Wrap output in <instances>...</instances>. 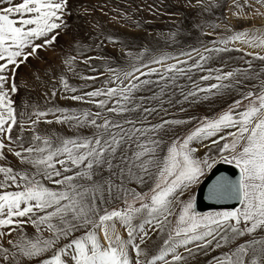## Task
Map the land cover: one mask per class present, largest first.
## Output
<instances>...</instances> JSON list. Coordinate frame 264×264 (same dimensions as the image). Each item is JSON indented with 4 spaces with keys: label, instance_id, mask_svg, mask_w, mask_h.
<instances>
[{
    "label": "snow or ice",
    "instance_id": "6c2138e0",
    "mask_svg": "<svg viewBox=\"0 0 264 264\" xmlns=\"http://www.w3.org/2000/svg\"><path fill=\"white\" fill-rule=\"evenodd\" d=\"M0 264H264V0H0Z\"/></svg>",
    "mask_w": 264,
    "mask_h": 264
},
{
    "label": "rangeland",
    "instance_id": "374dc122",
    "mask_svg": "<svg viewBox=\"0 0 264 264\" xmlns=\"http://www.w3.org/2000/svg\"><path fill=\"white\" fill-rule=\"evenodd\" d=\"M91 2L95 3L96 0H91ZM136 2L140 3L141 0H136ZM147 2L151 4L152 0H147ZM126 3H127V0H109V7L110 8L111 7H124L126 6ZM142 15L147 19H151V16L147 11L143 12ZM171 23H172V20H170L167 16H164L162 19L155 20L153 23V27L150 28L148 31L153 34V37L159 38L158 34L161 32H167L168 28L166 27V24H171ZM112 27H114L115 29L121 32L128 33L130 35V38H135L137 36L143 35V30L141 29H135L132 27L121 28L119 25H113Z\"/></svg>",
    "mask_w": 264,
    "mask_h": 264
},
{
    "label": "water",
    "instance_id": "95a60500",
    "mask_svg": "<svg viewBox=\"0 0 264 264\" xmlns=\"http://www.w3.org/2000/svg\"><path fill=\"white\" fill-rule=\"evenodd\" d=\"M228 167H230V166H222L221 170H226Z\"/></svg>",
    "mask_w": 264,
    "mask_h": 264
}]
</instances>
